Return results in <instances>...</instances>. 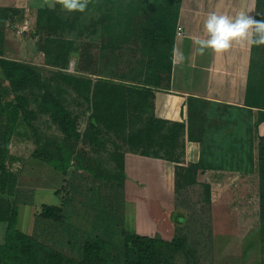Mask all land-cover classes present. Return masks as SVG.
Returning a JSON list of instances; mask_svg holds the SVG:
<instances>
[{"label":"rangeland","instance_id":"1","mask_svg":"<svg viewBox=\"0 0 264 264\" xmlns=\"http://www.w3.org/2000/svg\"><path fill=\"white\" fill-rule=\"evenodd\" d=\"M163 1L69 0L43 16L35 29L40 56L33 67L47 83L59 86L55 96L61 97L66 117L39 111L34 99L39 91L25 90L27 108L34 112L33 128L26 135L25 128L19 127L21 134L13 139L10 151L22 160L14 167L34 158L41 145L47 147L48 154L67 160L65 184L58 190L62 218L37 217L33 236L74 260L81 259L83 243L96 238L107 239L114 255L130 249L121 233L123 169L110 157L114 148L96 140L106 138L94 132L97 125L90 118L87 80L121 79L147 84L153 90L167 85L168 45L158 43L144 30L155 15L160 19L165 14L169 20L175 16V5L166 6ZM258 2L245 105L188 101L190 136L198 139L202 148L199 164L175 168L179 218L174 237L183 245L175 254V264H264V227L259 222L258 205L259 153L264 144L257 141L255 125L264 119V0ZM46 38L64 42V50L69 51L66 69L45 64ZM87 44L92 45L94 56L89 65L96 74L89 78L83 77V46ZM62 120L73 124L72 137L61 129ZM206 169L215 175L214 180L198 176ZM30 197V191L20 194L23 200Z\"/></svg>","mask_w":264,"mask_h":264},{"label":"crops","instance_id":"2","mask_svg":"<svg viewBox=\"0 0 264 264\" xmlns=\"http://www.w3.org/2000/svg\"><path fill=\"white\" fill-rule=\"evenodd\" d=\"M69 0H61L66 5ZM55 0H0L7 11L0 16L3 30L0 59L36 64L40 52L35 25L38 9L53 8ZM257 0H180L173 38L170 81L154 90L157 118L185 125L181 162L125 153L123 157V228L129 233L174 237L179 214L175 208L176 166L197 164L201 142L189 135V99L230 106L246 102L253 59ZM0 67V79H3ZM264 139V120L256 127ZM11 152V151H10ZM12 153V152H11ZM19 154V153H18ZM17 178L18 191H30L28 202H18L17 229L33 236L42 205H61L58 191L64 177L50 166L29 157ZM214 180L211 170L198 172ZM7 224L0 222V244Z\"/></svg>","mask_w":264,"mask_h":264},{"label":"trees","instance_id":"3","mask_svg":"<svg viewBox=\"0 0 264 264\" xmlns=\"http://www.w3.org/2000/svg\"><path fill=\"white\" fill-rule=\"evenodd\" d=\"M179 2L180 0L163 1L166 6L175 5L176 7L172 20H169L165 14L160 15L162 17L160 19L159 15H155V19L152 17L144 27V30H149L154 35L158 43L168 45L169 80L162 88H167L170 81L172 46ZM60 3L61 0H55L53 8L38 9L35 29L40 25L42 17L55 10ZM258 5L257 0V9ZM6 11L7 9L0 8V16ZM256 24L257 22L255 23V36ZM3 37V30L0 29V48ZM63 43L62 40L52 38L44 40L45 64L66 69L69 51L64 50ZM93 56L92 45H84L83 77L89 78L91 75H96L89 65ZM0 67L4 77L0 79V222L7 224L4 241L0 244V264H175V254L183 247L182 242L176 237L164 240L159 237L129 233L123 229L121 233L124 240L130 245V249L124 254L114 255L113 246L107 239L96 238L83 243L81 259L77 261L62 255L38 241L34 236L24 234L17 229L18 202H28L30 199H21L22 191L16 188L20 167H14V164L20 162L21 159L11 154L10 146L15 136L21 134L19 127L25 128L26 135L33 128L31 115L34 112L27 108L29 96L25 90L29 89L34 92L37 89L41 92H38L39 97L34 95L39 111L50 112L51 115L59 114L62 119H65L66 112L59 102L62 100L61 97L55 96V90L59 86L54 87L47 83V80L42 79L33 65L0 59ZM87 81L91 88L90 118L97 125L94 132L95 135L99 134L106 138L102 140L99 137L96 140L100 141L101 145L107 142L114 148L115 152L110 154V157L117 163L120 170L123 169V157L127 152L175 163L181 162L184 155L185 125L181 122H171L155 117L152 87L147 84L124 83L121 79L103 77H98L93 82ZM63 92L64 90L61 91ZM260 121L255 122L256 127ZM59 125L69 137L73 136L75 130L71 122L62 120ZM188 137L191 140H198L191 138L190 131ZM257 141L264 144V139L258 135ZM45 149L47 147L41 145L35 151L34 158L65 176L67 160L55 153L48 154ZM259 160V222L264 227V148L260 150ZM37 217L52 221L61 220V205H42L40 212L36 215V220Z\"/></svg>","mask_w":264,"mask_h":264},{"label":"built area","instance_id":"4","mask_svg":"<svg viewBox=\"0 0 264 264\" xmlns=\"http://www.w3.org/2000/svg\"><path fill=\"white\" fill-rule=\"evenodd\" d=\"M180 33H181L180 28L177 27V28H176V34L179 35Z\"/></svg>","mask_w":264,"mask_h":264}]
</instances>
